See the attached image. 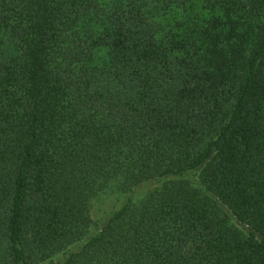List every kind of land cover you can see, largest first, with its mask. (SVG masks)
Returning a JSON list of instances; mask_svg holds the SVG:
<instances>
[{
	"label": "trees",
	"instance_id": "1",
	"mask_svg": "<svg viewBox=\"0 0 264 264\" xmlns=\"http://www.w3.org/2000/svg\"><path fill=\"white\" fill-rule=\"evenodd\" d=\"M48 260L264 264V0H0V264Z\"/></svg>",
	"mask_w": 264,
	"mask_h": 264
},
{
	"label": "rangeland",
	"instance_id": "2",
	"mask_svg": "<svg viewBox=\"0 0 264 264\" xmlns=\"http://www.w3.org/2000/svg\"><path fill=\"white\" fill-rule=\"evenodd\" d=\"M91 206V215H93L94 217H99L102 215L104 210H107V208L109 207V201L106 200L103 203L102 201H93ZM42 264H54V261L48 260L43 262Z\"/></svg>",
	"mask_w": 264,
	"mask_h": 264
}]
</instances>
